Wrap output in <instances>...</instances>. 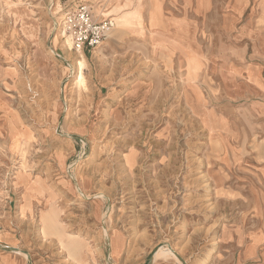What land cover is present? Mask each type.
I'll return each mask as SVG.
<instances>
[{
  "label": "rangeland",
  "instance_id": "rangeland-1",
  "mask_svg": "<svg viewBox=\"0 0 264 264\" xmlns=\"http://www.w3.org/2000/svg\"><path fill=\"white\" fill-rule=\"evenodd\" d=\"M79 2L116 25L76 83L59 20ZM3 246L0 264H264L261 0H0Z\"/></svg>",
  "mask_w": 264,
  "mask_h": 264
},
{
  "label": "built area",
  "instance_id": "built-area-1",
  "mask_svg": "<svg viewBox=\"0 0 264 264\" xmlns=\"http://www.w3.org/2000/svg\"><path fill=\"white\" fill-rule=\"evenodd\" d=\"M70 7L62 14L59 25L69 37L72 51L77 53L95 50L115 27L114 18L96 19L90 7L83 2Z\"/></svg>",
  "mask_w": 264,
  "mask_h": 264
},
{
  "label": "bare ground",
  "instance_id": "bare-ground-1",
  "mask_svg": "<svg viewBox=\"0 0 264 264\" xmlns=\"http://www.w3.org/2000/svg\"><path fill=\"white\" fill-rule=\"evenodd\" d=\"M106 1V0H105ZM118 3H120V2H118ZM128 5V4H127ZM108 6V5H107ZM148 18H149V16H147ZM145 26V25H144ZM122 27H125V25L124 24H122ZM60 30H61V32H59L60 33V35H61V33H62V35L64 36V38H66V39H64L63 40V42H62V49H63V51L64 52H67L68 50L70 51V50H72V43L70 42V40H69V37L68 36H66L65 35V33H64V31H63V29H62V27L60 26ZM150 33V32H149ZM61 38V37H60ZM57 39V38H56ZM68 39V40H67ZM69 41V42H68ZM55 42H56V40H55ZM74 52V51H73ZM76 53V52H75ZM77 53H79L78 55H77V59L75 60V68H76V80H77V82L76 83H78V82H81V80H82V73H83V71L87 68V61H86V59H84V56H83V54H81L82 52H77ZM18 145H16L15 147H17ZM102 193H100L99 195V197H101L102 195H101ZM17 251V250H16ZM155 258H156V256L155 255H153V259L155 260Z\"/></svg>",
  "mask_w": 264,
  "mask_h": 264
},
{
  "label": "water",
  "instance_id": "water-1",
  "mask_svg": "<svg viewBox=\"0 0 264 264\" xmlns=\"http://www.w3.org/2000/svg\"><path fill=\"white\" fill-rule=\"evenodd\" d=\"M1 250L3 251H7V252H11V251H16L17 249L14 248V247H0ZM177 257L179 258V260L183 263V264H186L185 260L182 258V256H180L179 254H177ZM153 257H149V259L147 260V263L146 264H152L153 263Z\"/></svg>",
  "mask_w": 264,
  "mask_h": 264
},
{
  "label": "crops",
  "instance_id": "crops-1",
  "mask_svg": "<svg viewBox=\"0 0 264 264\" xmlns=\"http://www.w3.org/2000/svg\"><path fill=\"white\" fill-rule=\"evenodd\" d=\"M261 2H262V5H263V8H264V2H263V0H261ZM89 6V5H88ZM90 7V6H89ZM91 8V7H90Z\"/></svg>",
  "mask_w": 264,
  "mask_h": 264
}]
</instances>
